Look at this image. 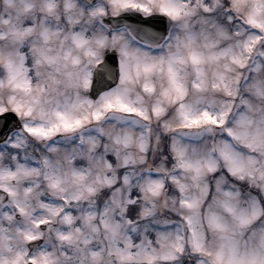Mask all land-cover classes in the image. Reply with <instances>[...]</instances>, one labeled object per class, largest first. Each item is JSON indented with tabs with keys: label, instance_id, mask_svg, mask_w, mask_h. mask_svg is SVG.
Instances as JSON below:
<instances>
[{
	"label": "snow or ice",
	"instance_id": "6c2138e0",
	"mask_svg": "<svg viewBox=\"0 0 264 264\" xmlns=\"http://www.w3.org/2000/svg\"><path fill=\"white\" fill-rule=\"evenodd\" d=\"M0 264H264V0H0Z\"/></svg>",
	"mask_w": 264,
	"mask_h": 264
}]
</instances>
